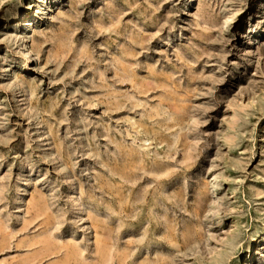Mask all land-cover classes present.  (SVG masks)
<instances>
[{"label":"rangeland","instance_id":"374dc122","mask_svg":"<svg viewBox=\"0 0 264 264\" xmlns=\"http://www.w3.org/2000/svg\"><path fill=\"white\" fill-rule=\"evenodd\" d=\"M0 264H264V0H0Z\"/></svg>","mask_w":264,"mask_h":264}]
</instances>
